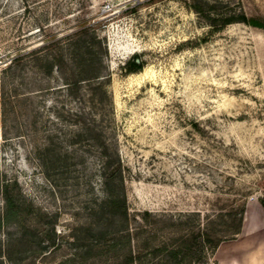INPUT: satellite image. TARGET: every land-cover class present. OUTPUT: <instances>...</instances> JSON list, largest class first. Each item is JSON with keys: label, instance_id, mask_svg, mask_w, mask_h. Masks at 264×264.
Returning a JSON list of instances; mask_svg holds the SVG:
<instances>
[{"label": "rangeland", "instance_id": "374dc122", "mask_svg": "<svg viewBox=\"0 0 264 264\" xmlns=\"http://www.w3.org/2000/svg\"><path fill=\"white\" fill-rule=\"evenodd\" d=\"M241 14L248 24L224 25ZM92 24L108 50L103 90L1 72ZM135 58L143 70L127 74ZM105 150L119 158L127 221L95 213ZM0 172L25 213L0 227V264H31L52 229L55 258L36 264H125L111 241L126 223L159 237L135 264H174L170 224L188 246L198 228L241 229L201 264H264V0H0Z\"/></svg>", "mask_w": 264, "mask_h": 264}, {"label": "trees", "instance_id": "16d2710c", "mask_svg": "<svg viewBox=\"0 0 264 264\" xmlns=\"http://www.w3.org/2000/svg\"><path fill=\"white\" fill-rule=\"evenodd\" d=\"M233 23H245L249 21L245 15L241 14L238 18L225 19L224 25ZM108 56V50L103 38L99 33L98 24L83 25L76 32L64 37L51 38L50 42L41 46L38 49L29 51L24 54H19L13 58L10 64L1 72L8 74L19 70H24L32 67L35 70L46 75L57 73L63 81L65 89L72 95L82 91L83 85L91 87L92 90H103L109 83L110 77L105 75V59ZM144 62L138 58L132 59L126 65L127 74H136L143 70ZM94 86V88L92 87ZM82 115V114H80ZM104 159L103 163V186L106 194V199L96 210V214H110L112 222L116 217H123L127 221L128 207L125 194L124 178L119 158L114 153L109 154L107 150L101 153ZM16 182H8L4 180L0 172V193L5 203V209L0 216V227L5 224L18 225L23 218L21 199ZM264 206V200L262 201ZM243 213V210H242ZM147 215V214H146ZM144 221L147 222L145 219ZM149 231L142 229L140 232L133 234L129 229L128 223L117 228L112 235V249L118 254L125 253V264H135L140 260V255L143 252H149L155 256L159 251L157 241L159 239L155 224ZM168 232L171 235V247H164L169 257L174 264H201L207 259L206 249L210 248L214 252L221 242V237L228 235L235 236L241 232L238 228L230 234H220L219 232L208 233L197 229L196 234L189 235V246L179 242L180 230L175 224H170ZM53 237H47L44 243L47 246H40L28 255L26 258L31 264H36L41 256L40 262L45 263L51 258H55L56 249L51 252L46 250L55 247L56 236L52 229ZM143 233H147L146 243L140 244V238ZM170 245V244H169ZM176 245V246H175ZM74 246V245H73ZM78 248V246H75ZM162 248V247H161ZM66 256L68 246L65 247ZM163 249V248H162ZM137 251V254H134ZM69 253V252H68Z\"/></svg>", "mask_w": 264, "mask_h": 264}]
</instances>
